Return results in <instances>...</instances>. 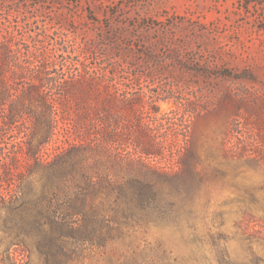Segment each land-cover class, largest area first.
<instances>
[{
	"label": "rangeland",
	"instance_id": "rangeland-1",
	"mask_svg": "<svg viewBox=\"0 0 264 264\" xmlns=\"http://www.w3.org/2000/svg\"><path fill=\"white\" fill-rule=\"evenodd\" d=\"M0 35L57 80L82 65L104 76L111 177L139 131L161 151L146 161L164 176L146 213L69 264H264V0H0ZM65 145L59 130L47 149ZM44 173L20 188L40 194ZM11 215L0 205V259L46 264L35 246L20 255Z\"/></svg>",
	"mask_w": 264,
	"mask_h": 264
},
{
	"label": "trees",
	"instance_id": "trees-1",
	"mask_svg": "<svg viewBox=\"0 0 264 264\" xmlns=\"http://www.w3.org/2000/svg\"><path fill=\"white\" fill-rule=\"evenodd\" d=\"M18 58V49L0 35V148L6 149L1 151L0 205L12 214L7 230L21 256L35 246L46 264H69L81 247L106 246L116 225L146 213L157 197L154 181L164 177L146 161L161 151L149 143L148 131H139L125 176L111 177L102 167L111 162L117 138L107 128L111 97L104 76L82 65L78 76L57 80L45 65L31 67ZM49 87L57 96L48 93ZM59 130L66 145L51 154L47 147ZM20 163L27 164L24 177ZM41 173L40 194L20 188L19 180Z\"/></svg>",
	"mask_w": 264,
	"mask_h": 264
}]
</instances>
